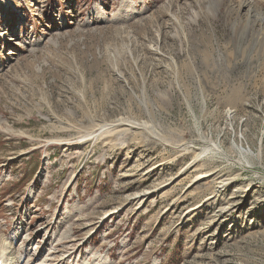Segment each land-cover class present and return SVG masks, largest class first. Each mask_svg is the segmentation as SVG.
I'll use <instances>...</instances> for the list:
<instances>
[{
  "label": "rangeland",
  "instance_id": "obj_1",
  "mask_svg": "<svg viewBox=\"0 0 264 264\" xmlns=\"http://www.w3.org/2000/svg\"><path fill=\"white\" fill-rule=\"evenodd\" d=\"M0 239L264 264V0H0Z\"/></svg>",
  "mask_w": 264,
  "mask_h": 264
},
{
  "label": "bare ground",
  "instance_id": "obj_2",
  "mask_svg": "<svg viewBox=\"0 0 264 264\" xmlns=\"http://www.w3.org/2000/svg\"><path fill=\"white\" fill-rule=\"evenodd\" d=\"M123 2H127V0H123ZM0 240H1V239H0ZM0 250H1V251H0V261H1V263H2V262L4 261V260H3V252H4V251H2L3 249H1V247H0ZM6 258H7V257H6ZM3 264H5V263L3 262Z\"/></svg>",
  "mask_w": 264,
  "mask_h": 264
}]
</instances>
